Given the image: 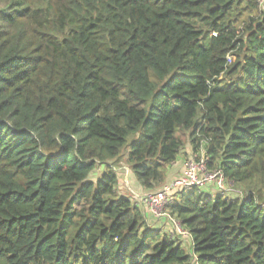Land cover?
I'll return each mask as SVG.
<instances>
[{"label": "trees", "instance_id": "1", "mask_svg": "<svg viewBox=\"0 0 264 264\" xmlns=\"http://www.w3.org/2000/svg\"><path fill=\"white\" fill-rule=\"evenodd\" d=\"M190 156L223 189L171 195L185 251L117 169ZM192 259L264 264V0H0V264Z\"/></svg>", "mask_w": 264, "mask_h": 264}, {"label": "rangeland", "instance_id": "2", "mask_svg": "<svg viewBox=\"0 0 264 264\" xmlns=\"http://www.w3.org/2000/svg\"><path fill=\"white\" fill-rule=\"evenodd\" d=\"M127 149L128 147H126L124 151L126 152ZM187 151L189 152V149H187ZM194 159L195 157H191L189 160L185 162H177L167 167L163 173V180L159 183V185H157L156 190L151 192H145L139 188V186L135 183V180L132 177L129 169L126 166H124L123 161H121L118 163L119 166L117 169L118 177H119L118 192L124 196H131V198H133V201L137 202L138 205H140L142 211L144 213H147V215H149L148 218H149L150 226H153L152 224L157 225L158 223H160L163 229L168 228L167 231H169L170 233L172 232L174 234L176 231L174 226L173 227L169 226V224L171 223L168 222L169 221L168 213L166 211H163V208L157 210L153 208L150 209L148 205L145 203L144 199L145 197L147 198L148 195H158L159 193H162L164 191L168 192L167 194H169L168 196H170L172 195L171 193L172 191H168V190H170L172 186L177 184V182L179 183L183 180H189V179H194V180H198V182H201L200 183L201 189H203L206 192V194L208 195L213 194L214 196L219 194L218 189L223 188V185L218 183L217 179L214 176H208L207 178H204L205 177L204 173L199 172L198 175L196 174L197 175L196 177L195 173L192 171L190 167L191 165L195 164L193 161ZM101 171H102L101 167L97 168L96 171H94L90 175V179L96 180ZM153 214L156 216H159L161 214L165 215L167 216L166 217L167 221L165 219H160V218L157 219L154 217ZM169 217L172 219L170 215ZM177 235L182 241L185 251H188L190 249V246L187 239V235H182L179 233Z\"/></svg>", "mask_w": 264, "mask_h": 264}, {"label": "built area", "instance_id": "3", "mask_svg": "<svg viewBox=\"0 0 264 264\" xmlns=\"http://www.w3.org/2000/svg\"><path fill=\"white\" fill-rule=\"evenodd\" d=\"M193 161H194L195 164L191 165L190 167H191L192 171L195 173V175L196 174L198 175L199 172H203L204 175H205L204 178H207L208 176H214L217 179L218 183L222 184L220 175L218 173L217 174L216 173L210 174V173H208L206 171L204 163H202V162L197 163L195 161V159ZM197 175H196V177H197ZM200 183L201 182H198V180H194V179L183 180V181H181L179 183L177 182V184L172 186V188H170V190H168V191H172L171 192L172 194L176 193V192H180V191H189L190 188H192V187H197V186L199 187ZM221 189H223V188H221ZM167 193L168 192L164 191L162 193H159L158 195H148L147 198L145 197L144 201H145V203L148 205V207L150 209L153 208V209L157 210V209H162L163 208V211H165V207H166L167 203L171 200L170 199L171 195L168 196L169 194H167ZM154 217L157 218V219L160 218V219H165L166 220L167 216L161 214L159 216L154 215ZM168 218H169L168 222L171 223V224H169L170 227L174 226L175 231H176L177 234L179 233V234H182V235H186V233L179 228V225H178L177 221H175L172 218L174 220L173 221L169 217V215H168ZM192 264H197L194 259H192Z\"/></svg>", "mask_w": 264, "mask_h": 264}, {"label": "crops", "instance_id": "4", "mask_svg": "<svg viewBox=\"0 0 264 264\" xmlns=\"http://www.w3.org/2000/svg\"><path fill=\"white\" fill-rule=\"evenodd\" d=\"M160 226H162L160 223H159Z\"/></svg>", "mask_w": 264, "mask_h": 264}, {"label": "bare ground", "instance_id": "5", "mask_svg": "<svg viewBox=\"0 0 264 264\" xmlns=\"http://www.w3.org/2000/svg\"><path fill=\"white\" fill-rule=\"evenodd\" d=\"M191 157V156H190ZM209 171V170H208Z\"/></svg>", "mask_w": 264, "mask_h": 264}]
</instances>
